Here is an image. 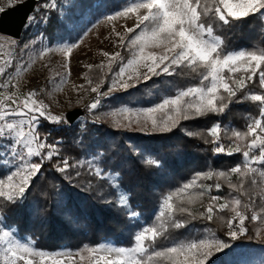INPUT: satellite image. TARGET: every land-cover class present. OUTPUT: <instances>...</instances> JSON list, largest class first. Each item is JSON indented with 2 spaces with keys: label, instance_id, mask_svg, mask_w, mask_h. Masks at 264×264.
Returning a JSON list of instances; mask_svg holds the SVG:
<instances>
[{
  "label": "snow or ice",
  "instance_id": "obj_1",
  "mask_svg": "<svg viewBox=\"0 0 264 264\" xmlns=\"http://www.w3.org/2000/svg\"><path fill=\"white\" fill-rule=\"evenodd\" d=\"M15 2L16 0H8V6H14ZM56 6L55 0L42 5L46 9ZM4 10L0 7V12ZM257 14L264 19V0H131L121 10L106 15L105 19L109 22L118 18H134V27H127L126 34H136L125 45L124 35L115 33L120 38L119 44L129 49L130 58L125 62L119 51L103 53L105 57H109V71L114 63L119 62L120 67L113 73L114 79L107 92H99V84L90 88L92 93L98 95L87 105L88 110H96L101 105V97L114 91H126L162 74L173 75L176 69H189L200 77L198 84L166 96L153 106L141 109L122 108L112 113L126 121L123 123L117 120L119 127L131 129L135 125L140 131L170 132L181 121L209 114H223L238 92H242L250 83H256L258 77L260 92L247 93L241 100L259 102V118H253L244 131L224 130L226 138L232 141L227 148L221 142L220 124H214L207 130L211 139L206 142L216 145V154L231 156L239 153L243 162L228 171L197 173L190 182L167 195L157 217L159 224L143 227L135 235L132 247L86 246L75 254L45 252L28 244H21L13 238L11 231L5 230L8 226L3 225L0 226V242L3 244L0 248V261L3 264H78L76 258L79 257L80 262L87 261L88 264H206L214 254L230 248V244L219 239L215 232H210L207 238L199 241L182 242L151 252L150 249L169 226L180 229L189 222L177 219V215H186L193 220L213 221L218 213L230 212L232 215L229 218L222 215L218 218L226 225L225 235L232 240L247 235L249 229L246 221L249 219L264 225V206L254 210L255 200L249 190L251 186L260 184V198L264 200V49L225 52L223 40L215 33V27L219 24L227 25ZM39 19L42 21L43 17ZM37 20V17L30 16L28 23H36ZM112 30L115 32V26ZM2 39L0 36V40ZM8 43L15 46L17 42L10 40ZM78 46L74 44L61 51L70 57L73 47ZM14 60L11 51L5 58L4 44H0V77L6 76ZM86 67L91 68L92 65ZM98 67L104 66L101 64ZM67 72L71 75L70 68ZM84 75L87 77L88 74ZM87 82L89 85L93 83L91 79ZM18 87L16 76L0 81V138L7 141V150L20 161L15 171L0 178V198L7 201L23 198L33 178L41 173L45 161H51L60 154L55 144L42 140L37 130L40 119L44 118L52 123L67 121L66 116L53 115L50 106L37 99L36 91H29L21 98ZM9 88H17V91L8 94L2 91ZM78 90L87 91L83 84L78 86ZM188 135L204 134L189 132ZM32 157L40 159L33 162ZM89 165L92 166L91 161ZM70 166L69 161L64 159L62 166L57 164L55 167L57 171L64 172ZM94 171L96 176L102 177L101 168L96 167ZM233 175L237 177L238 183L233 182ZM214 177L222 180L231 192L228 197L210 195L205 204L204 197L213 188L219 192L222 184H204L200 181L212 180ZM246 182L249 183V188H245ZM119 183L117 180L114 185L119 186ZM174 197L179 201L178 204L173 203ZM242 197H247V200H242ZM119 203L127 208L126 196H121ZM197 204L204 211L194 210ZM130 214L136 215L134 211ZM166 214L167 221L161 219ZM260 232L261 229L257 228L256 235L259 236ZM83 252L87 255L82 254Z\"/></svg>",
  "mask_w": 264,
  "mask_h": 264
},
{
  "label": "trees",
  "instance_id": "obj_2",
  "mask_svg": "<svg viewBox=\"0 0 264 264\" xmlns=\"http://www.w3.org/2000/svg\"><path fill=\"white\" fill-rule=\"evenodd\" d=\"M47 2L49 0H42V5ZM130 2L55 0V8H39L35 15L38 23L23 30L21 41L26 42L37 27L50 45L74 43L103 15L119 10ZM39 17H43V20ZM215 33L223 40L225 52L264 49V19L259 14L227 25L219 24L215 27ZM124 56L130 58L128 53ZM87 74L93 81L91 85L100 84L104 78V70L98 66L89 69ZM199 80L200 77L189 69H176L173 75L162 74L126 91L103 96L105 104L102 109L150 107L166 96L198 84ZM250 92H260L258 77L256 83H250L246 89L238 92L223 114L181 121L170 132L140 131L137 126L132 129L119 127L105 117L93 118L88 114L87 107L83 110L86 119L83 127L79 122L71 126L68 121L52 123L41 118L37 130L42 140L55 144L60 154L51 161H45L41 173L33 178L23 198L16 201L0 198V213L5 223L15 228L20 238L30 239L35 248L42 251L68 249L81 252L86 246L98 247L105 241H112L119 247L134 246L135 235L143 227L159 224L157 217L160 206L167 195L190 182L197 173L228 171L242 164L243 157L239 153L231 156L216 154V145L206 142L211 139L207 130L214 124H220L221 142L227 148L232 141L226 138L224 130L244 131L253 118H259V102L241 100ZM189 132L204 135H188ZM91 158L103 170V175H119V184L128 195L129 207L138 214L137 218L131 217L130 212L119 204L118 191L112 183L107 178L95 175L93 167L89 165ZM39 159L34 157V162ZM64 159L71 166L59 172L55 166H62ZM3 175L4 170L0 167V177ZM232 180L238 183L235 175ZM217 182L222 184V189L217 192L213 188L204 197L205 204L210 195L229 196L231 190L222 180L214 177L200 181L212 185ZM245 188H249L248 182ZM249 190L255 200L254 210H258L264 206V200L260 198L261 185L251 186ZM242 200L246 201L247 197H242ZM173 203L178 204L179 201L174 197ZM194 210L204 211L199 204L194 206ZM248 214L250 217L251 213ZM221 215L227 219L232 214L227 211L218 213L213 221L177 215V219L189 222L180 229L169 226L152 245L150 252L182 242L199 241L208 237L210 232H215L219 239L230 244V248L214 254L206 264H242L240 254L247 259L262 246L256 235L261 224L249 219L246 221L249 229L247 235L232 240L225 235L226 225L218 218ZM161 219L167 221V214ZM245 251L249 254H245ZM82 254L87 255L86 252Z\"/></svg>",
  "mask_w": 264,
  "mask_h": 264
},
{
  "label": "rangeland",
  "instance_id": "obj_3",
  "mask_svg": "<svg viewBox=\"0 0 264 264\" xmlns=\"http://www.w3.org/2000/svg\"><path fill=\"white\" fill-rule=\"evenodd\" d=\"M21 4L33 5V10L29 17H35L36 12H38L39 8L42 6V0H23V2H20V0H16L14 6L11 7L8 6V0H0V7H3L5 9L3 12H0V17L9 9H12ZM108 14L111 13H107L99 18L82 35V37L74 43L66 42L50 45L42 35V33H40V31L37 29V27H35L31 32L30 38H28L26 42L21 41L23 35L20 38L16 39L0 33V36L3 37V39L0 40V44H4L5 58L7 57V53L9 51H11V54L15 57L13 66L7 70V74L5 77H0V81H3L10 76H16L17 80L19 81L18 91L21 98L26 95L24 93V89H31L36 86V88L40 89L39 95H37V99L42 100L44 103L48 104L53 115L66 116L67 112L71 110H84V108L87 107V105H89L91 102H93L94 98H96V96L98 95V93H92L90 91L91 87H95L97 85H89L87 82L89 78L85 77L84 74L87 73L89 69L103 64L104 78L99 84V92H107L109 87L111 86L112 80L114 79L113 73L118 71L120 64L119 62L114 63L112 65V70L109 71V57H105L103 53L108 52L112 54L116 51H119L126 62L128 59L125 58L124 55L128 53L130 56V51L126 46H121L119 44L120 38L117 37L115 33L120 32L122 35H124L125 45H127L128 39L136 34H126L127 27H134V18H118L116 21L109 22L105 19L106 15ZM36 23H38V20ZM36 23L30 24L27 21L24 30H26L31 25H36ZM113 26H115V32L112 30ZM136 31L139 32V29H137ZM10 40H15L17 42L16 45L11 46L8 43ZM74 44H77L79 46L73 47L70 57L66 56L64 52L61 51V49H66L67 47ZM49 49L51 51H47ZM148 50L160 51L157 49ZM42 53L46 54L42 55ZM86 65H92V67L88 68L86 67ZM69 68L71 70V75H68L67 72V69ZM17 70H19V72H17ZM13 83H16V81H13ZM81 84L85 85V89H87V91L78 90V86ZM2 91L5 94H8L17 91V88H9ZM121 91L123 90L114 91L108 96H112V94ZM104 104V97L102 96L101 105L96 110L88 111V114L96 119L105 117L112 121L114 125H117V120H121L123 123H126V121H123L122 117L113 116L112 113L118 112L122 108L141 109L124 106L121 108L105 111L102 109V106ZM84 116V114L80 115L76 122H79L82 127L84 126V123L86 121ZM132 128H135V125ZM7 148V141L0 138V167L4 170V175L0 178H4L6 175L11 174L12 171L16 170L18 164L20 163V161H18L11 155ZM31 159L34 162V157H32ZM90 161L92 165L91 167H93V169L98 167L95 164V161H93V158H91L89 162ZM102 177L107 178L118 191V201L121 196H126L128 200V195L122 190L120 184L119 186L114 185V182L117 180L119 181L120 179L118 174H102ZM126 209L129 212H132L129 204ZM131 217L137 218L138 214L136 213L135 216L131 215ZM3 225L7 224L5 223V220L0 213V226ZM259 228L261 229V232L258 236V239L259 242L262 243V246L260 247L259 251L253 252L254 254L249 255L247 259L245 258L246 256L244 257L243 254H240L242 257V264H264V225H261V227ZM5 230L11 231L13 233V238L19 241L21 244H28L30 247L39 250L35 248L34 243L30 239L20 238L15 228L8 226ZM101 246L119 247L112 241H105L98 247ZM2 247L3 244L2 242H0V248ZM56 252H71L73 254L77 253L76 251L68 249H62ZM244 253L249 254V252L247 251H245ZM76 259L78 264H88L87 261L80 262L79 257H77ZM0 264H3V262L0 261Z\"/></svg>",
  "mask_w": 264,
  "mask_h": 264
},
{
  "label": "water",
  "instance_id": "obj_4",
  "mask_svg": "<svg viewBox=\"0 0 264 264\" xmlns=\"http://www.w3.org/2000/svg\"><path fill=\"white\" fill-rule=\"evenodd\" d=\"M32 10L33 5L21 4L3 13L0 17V33L16 39L20 38ZM83 114L84 111L81 109L71 110L66 114L67 121L72 126Z\"/></svg>",
  "mask_w": 264,
  "mask_h": 264
},
{
  "label": "built area",
  "instance_id": "obj_5",
  "mask_svg": "<svg viewBox=\"0 0 264 264\" xmlns=\"http://www.w3.org/2000/svg\"><path fill=\"white\" fill-rule=\"evenodd\" d=\"M29 91H36L37 92V94L39 95V92H40V89L39 88H36V86H34V88H26V89H24V93L25 94H27V92H29Z\"/></svg>",
  "mask_w": 264,
  "mask_h": 264
}]
</instances>
